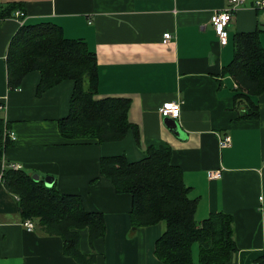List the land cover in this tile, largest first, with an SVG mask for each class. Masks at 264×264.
I'll list each match as a JSON object with an SVG mask.
<instances>
[{
	"label": "crops",
	"instance_id": "0c3cea01",
	"mask_svg": "<svg viewBox=\"0 0 264 264\" xmlns=\"http://www.w3.org/2000/svg\"><path fill=\"white\" fill-rule=\"evenodd\" d=\"M0 2L23 3L24 23L53 22L64 36L83 39L96 54V97H128V118L140 133L139 144L131 132L116 142L64 139L56 123L68 112L73 82L64 80L38 97L39 73L34 71L9 91L5 57L20 25L13 17L1 20L0 100L5 108L0 112L17 139L0 151V264H77L63 254L60 236L23 225L15 196L1 182L6 161L41 178L52 176L60 191L79 194L87 210L103 213L105 235L93 249L86 229L80 231L79 246L83 253H97L96 264H162L154 246L163 224L132 229L130 196L117 194L98 164L101 156L119 153L140 159L150 144L170 146L189 197L197 199V223L212 212L232 215L237 250L230 264H256L264 252V92L256 96L259 117L239 119L236 83L221 72L232 58L236 32L259 29L264 47V9L246 6L234 12L226 29L228 43L221 45L210 16L226 0ZM167 32L173 36L163 42ZM172 100L179 102L180 114L165 118L159 108ZM219 131L231 136L232 145L218 146ZM217 169L220 177L209 179V171Z\"/></svg>",
	"mask_w": 264,
	"mask_h": 264
},
{
	"label": "trees",
	"instance_id": "16d2710c",
	"mask_svg": "<svg viewBox=\"0 0 264 264\" xmlns=\"http://www.w3.org/2000/svg\"><path fill=\"white\" fill-rule=\"evenodd\" d=\"M16 9L23 10V3L0 2V21L12 17ZM259 33L257 28L236 32L232 58L222 67L221 74L236 83L233 98L239 119H256L260 114L256 96L264 92V47ZM5 68L9 91L20 88L30 72H38V97L64 80L73 82L68 112L56 123L64 139L116 142L131 132L139 144V128L128 118L130 99L96 97V54L83 39L64 36L59 25L42 21L19 26L8 43ZM240 105L244 106L241 111ZM5 124L0 117V151L10 143L2 141ZM98 164L100 174L110 180L115 192L130 196L132 229L163 224L154 246V255L162 264L231 263L237 250L232 215L212 212L196 222L197 199L189 197L190 187L184 183L182 169L172 162L170 146L150 144L137 160H130L125 153L103 155ZM2 168L1 182L15 196L21 221L30 220L43 233L60 236L63 254L77 264H96L94 250L83 253L79 248L80 230L86 229L93 249L94 241L105 235L103 213L87 210L79 194L60 191L55 182L47 186L41 177L34 180V170H14L7 161ZM195 243L196 262L192 257ZM255 262L264 264V252Z\"/></svg>",
	"mask_w": 264,
	"mask_h": 264
},
{
	"label": "built area",
	"instance_id": "2783aa9c",
	"mask_svg": "<svg viewBox=\"0 0 264 264\" xmlns=\"http://www.w3.org/2000/svg\"><path fill=\"white\" fill-rule=\"evenodd\" d=\"M251 7L255 10L264 9V0H226V6L214 10L210 16V21L212 23V26L214 28L215 34L218 38V41L221 45H226L228 43L227 38V26L229 25L233 13L236 12L238 9L242 7ZM14 19H16L21 26L24 21V11L21 9H16L13 12ZM173 35L171 33L167 32L164 33L163 42H168L172 38ZM5 108L4 101L0 100V111H2ZM159 112L161 115L166 117H170L175 119L180 114V104L177 101H166L164 102L161 107L159 108ZM5 121V120H4ZM6 122V121H5ZM216 137L218 141V146L220 148H227L229 147L232 142L231 136L228 133H221L216 132ZM17 139L15 131L8 128V126L5 124L3 127L2 132V141L3 143L7 141H15ZM10 167H13L14 170L20 169L21 166L18 163H10ZM209 179L211 178H218L220 177V170H210L208 174ZM23 225L28 229L32 230L34 229V223L30 220L22 221Z\"/></svg>",
	"mask_w": 264,
	"mask_h": 264
},
{
	"label": "water",
	"instance_id": "95a60500",
	"mask_svg": "<svg viewBox=\"0 0 264 264\" xmlns=\"http://www.w3.org/2000/svg\"><path fill=\"white\" fill-rule=\"evenodd\" d=\"M172 123L175 124L174 121H172ZM32 177H33L34 180H38L39 179V175L37 173L33 174ZM43 182L45 183V185L51 186L52 183L54 182V178L52 176H46V177L43 178Z\"/></svg>",
	"mask_w": 264,
	"mask_h": 264
},
{
	"label": "rangeland",
	"instance_id": "374dc122",
	"mask_svg": "<svg viewBox=\"0 0 264 264\" xmlns=\"http://www.w3.org/2000/svg\"><path fill=\"white\" fill-rule=\"evenodd\" d=\"M0 117L1 118H3V116L1 115V112H0ZM35 174V173H34ZM38 174V173H37ZM82 230V229H81ZM80 230V231H81ZM79 248H80V246H79ZM192 248H193V259H194V261L196 262L197 261V251H198V243H195V244H193V246H192ZM80 250H81V248H80ZM82 251V250H81ZM83 252V251H82Z\"/></svg>",
	"mask_w": 264,
	"mask_h": 264
}]
</instances>
